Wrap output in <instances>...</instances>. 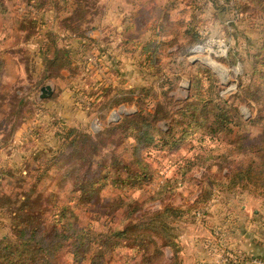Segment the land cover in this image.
I'll return each mask as SVG.
<instances>
[{
	"label": "rangeland",
	"instance_id": "374dc122",
	"mask_svg": "<svg viewBox=\"0 0 264 264\" xmlns=\"http://www.w3.org/2000/svg\"><path fill=\"white\" fill-rule=\"evenodd\" d=\"M7 1L12 4L17 0ZM83 1L85 7L80 8L86 9L85 14L100 12L95 0H80L79 4ZM167 1L156 0L165 7L164 3ZM169 1L175 3L172 15L174 23L170 22L168 29L172 41L162 49V54L155 56L157 61L152 68L145 56L138 52L128 56L119 53L120 41L112 39L111 34L100 40L93 38L105 51L104 56H101L99 48L94 44L82 47V42L86 44L89 40L76 33L79 42L75 38L65 37L56 42L63 59L54 64L48 73H43L41 70L46 57L41 49H44V43H32L31 25L27 24L22 28L18 22V13L13 7L4 17H0V51L4 52L1 58L5 62L0 81V239L5 235L13 236L11 210L3 206V203L12 204L15 195L20 198L30 194L33 208L28 211L35 212L41 205H51L52 194L65 199L71 195L69 180L63 179V174L55 169L34 187V153L41 150L46 153L59 147L61 138L56 132H64L60 122L96 132L105 125L122 120L125 115L119 121H113L115 111L123 109L131 114L142 105L151 112L158 109L159 126L166 129L169 124L172 125L177 120L180 122L182 113L179 109L191 91L193 78L204 69L215 77L216 89L212 87V90H219L228 104L233 108L237 107L239 111V115L234 118L236 125L233 131L218 138L203 137L197 132L177 147L163 151L153 150L149 160L155 171L154 178L142 185V188L129 187L123 190L111 185L105 186L88 206L79 204L75 207L81 224H90L100 230L104 224L110 225L111 219L115 223L121 218L123 225L132 220L148 221L155 213H163L165 208L172 206L182 212L179 213L180 216L166 213L163 219L175 228L173 232L178 235L185 262L186 253L182 243L199 236L204 217L203 209L196 203L204 185H200L197 179L202 177L207 181L212 175L214 176L211 178H219V170H216L218 167L232 168L240 161L247 163L251 159H255L256 163L263 161L262 152L256 151L251 156L243 152L247 151L246 147L251 143L257 148L264 141V73L253 74V55L262 43V26H252L247 19H243L237 28L234 17L222 12L213 16L210 1L209 6H206L204 0ZM195 5H203L204 10L194 8ZM78 14L79 17L85 15L83 11ZM9 17L18 18L15 20L16 24L5 22ZM210 17L217 21L213 22ZM76 25L78 24H72L74 29ZM192 27L199 33L197 40L188 32ZM21 29L25 31H20ZM78 29L79 27L76 31ZM164 31L162 34H165ZM150 34L151 37L152 33ZM72 36L74 37L73 34ZM150 37L144 35L142 41L146 42ZM74 41L76 44H73ZM65 44H68L72 55L65 54V48H62ZM199 46H203L205 51L198 52L196 49ZM79 48L80 54H77ZM89 55L95 59V63L89 61ZM48 57L52 60L55 58L54 55ZM209 58L218 65L211 64ZM67 61L68 67H63V63L66 64ZM258 66L262 68V63ZM226 74L230 78L229 83H225ZM96 82L103 84L107 91V96L100 100L95 95L92 96L91 89ZM210 83L209 79L203 77V87L211 89ZM46 84L53 87V93L48 98H41V87ZM130 89H134V92ZM124 97H127L126 101L116 103ZM141 97L144 98L143 101H138ZM111 103L114 105L108 107ZM104 141L107 144L106 151L117 147L116 152H120L123 157L128 159L130 156V153L124 152L128 138L123 139L121 135L114 134L106 136ZM243 146L244 149L240 152L239 148ZM210 147H218L214 154L217 165L212 170L205 171L196 166L191 174L182 178L179 176L178 180L187 178L184 186L166 192L160 199H151L165 177H174L176 162L184 165L187 159L204 154ZM128 210L133 211L132 219H125ZM155 233V239L160 244L162 238L159 233ZM127 242L129 246L122 242L119 248L108 255V264H133L137 261L138 257L132 259L136 252L131 249V242ZM172 255L171 248L163 247V255L153 261L155 264H170ZM89 262L87 257L80 264H90Z\"/></svg>",
	"mask_w": 264,
	"mask_h": 264
},
{
	"label": "trees",
	"instance_id": "16d2710c",
	"mask_svg": "<svg viewBox=\"0 0 264 264\" xmlns=\"http://www.w3.org/2000/svg\"><path fill=\"white\" fill-rule=\"evenodd\" d=\"M26 1L27 5L33 3L37 7H42L47 2V0ZM204 1L206 6L210 1L216 12L226 13L237 21L244 18L251 24L262 26L260 30L262 43L260 49L253 55L255 59L253 74L264 73V0ZM195 7L204 10L203 5H195ZM6 10L3 0H0V13H5ZM24 18L30 20L31 16L27 13L24 14ZM173 21L167 6L158 4L155 0H146L129 17L128 24L122 31L119 45L125 51L139 52L141 56H145L149 67L152 68L153 63L157 61L155 56L162 54V49L172 41L168 29L169 23ZM147 31H151L152 36L144 42L142 37ZM163 31L165 34H162ZM188 32L195 37V40L199 38V33L194 27L189 28ZM83 38L89 41L86 44L82 42V47L86 48L87 45L94 44L99 48L100 55L104 56L105 51L97 40ZM57 41L55 33L46 34L43 44V54L46 57L41 70L43 73H48L54 64L63 59V56H60L61 52L58 51ZM62 48H65L66 55H72L68 47ZM78 51L77 54H80V48ZM49 55H54L55 58L52 60L48 57ZM1 56L3 55H0V81L5 67ZM260 63L262 68L258 66ZM63 64V67H68V61ZM110 69L112 70V67ZM203 77L210 80L211 89L203 87ZM214 82L216 83L215 77L209 70L199 71L193 78L192 88L184 105L179 109L182 113L181 123L177 120L172 125L169 124L166 129L159 126L158 109L155 108L151 112L142 105L138 111L123 116L119 123L105 125L96 132L60 122L64 132H56L61 138L59 147L52 151L48 150L46 153L45 150L34 153L35 176L33 178L36 180L34 187L45 175L55 169L63 174V179L69 180L71 195L65 199L60 195L52 194L51 205H41L38 211L36 209L37 212L28 211L33 208L30 194L20 198L15 195L12 204L3 203V206L11 210L13 236L5 235L0 239V264H80L81 260L87 257L90 264H108V255L119 248L122 242L129 246L127 241L131 242L130 247L136 252L131 258L138 257L133 264H155L153 260L163 255V247H169L173 252L170 264H184L178 235L173 232L175 228L163 219L166 213L180 216L179 213L182 212L179 209L169 206L163 213H155L151 220H132L126 225H123L124 221L121 218L115 223L111 219L110 225L104 224L103 228L97 230L90 224H81L75 207L79 204L88 206L107 185L123 190L129 187L142 188V185L154 178L155 171L149 160L153 150L163 151L177 147L197 132H200L203 137L211 138L231 133L236 125L234 118L239 115V111L237 107L233 108L228 104V100L219 90H212L215 88ZM91 90L92 96L95 95L97 100L107 96V91L101 83L93 84ZM132 90L134 92V89H130ZM126 99L127 97H124L116 103L121 101V104ZM143 99L141 97L138 101ZM113 103L108 107L113 106ZM114 134L121 135L123 139L128 138L124 149L125 153H130L128 159L120 152H116L117 147L105 150L107 144L104 138ZM254 147L255 144L251 143L246 147L247 151H243L244 146L240 147L239 151L247 152L244 154L248 156L259 151L264 156V141L257 148ZM217 149L218 147H210L204 154H197L194 158L187 159L184 165L176 162L177 171L174 177H165L159 188L151 195V199H160L166 192L184 186L187 178L178 180L179 176L182 178L191 174L196 166L205 171L212 170L217 165L215 161L217 157L214 156ZM216 170H219V178H211L214 176L212 175L206 181L205 178L194 177L200 185H204L196 199V203L200 204L199 208L203 209V214L206 205L218 191H244L264 197V159L260 163H256L255 159L247 163L240 161L232 168L218 167ZM132 215L133 211L128 210L125 219L128 217L132 219ZM155 232L162 238L160 244L155 239ZM241 255L246 258L257 256L227 253L224 257L234 260Z\"/></svg>",
	"mask_w": 264,
	"mask_h": 264
},
{
	"label": "crops",
	"instance_id": "0c3cea01",
	"mask_svg": "<svg viewBox=\"0 0 264 264\" xmlns=\"http://www.w3.org/2000/svg\"><path fill=\"white\" fill-rule=\"evenodd\" d=\"M79 1L47 0L45 5L37 7L33 3L27 5L26 0H17L12 4L3 0L7 10L5 13H0V17H4L12 7L14 11L16 9L21 27L25 28L27 24H30L33 28V44L38 41L44 43L46 34L49 32L55 33L58 41L61 38L64 40L65 37L66 39L75 38L74 40L79 42L76 33L81 37L99 40L111 34L112 39L120 41L129 17L146 0H95L100 12L92 13L93 15L90 12L85 14L86 9L80 8L85 7V2L79 4ZM164 4L173 19L175 3L168 0ZM81 11L85 15L79 17L78 13ZM210 12L213 16L218 14L213 6ZM27 13L31 16L30 20L24 18V14ZM17 19L9 17L5 22L14 25ZM211 19L213 22L217 21L210 17ZM243 19L240 18L234 22L237 28L240 27ZM73 23L78 24L75 29L72 26ZM251 25L256 27V24ZM150 32L147 31L144 35L148 38L151 35ZM76 41L73 44H76ZM65 46L68 47V44ZM3 53L0 51V55ZM119 53L125 56L134 54L125 51L122 46ZM205 209L199 236L182 243L186 253L184 264H224L223 257L227 253H244L264 257V197L244 191H218Z\"/></svg>",
	"mask_w": 264,
	"mask_h": 264
},
{
	"label": "water",
	"instance_id": "95a60500",
	"mask_svg": "<svg viewBox=\"0 0 264 264\" xmlns=\"http://www.w3.org/2000/svg\"><path fill=\"white\" fill-rule=\"evenodd\" d=\"M205 62L209 64V62H207L206 60H205ZM219 69H221V67H219ZM229 82H230V78L226 74L225 75V83H229ZM52 93H53V87L50 84H46V85L41 87L40 97L41 98H48L49 96L52 95ZM129 113H130L129 111H125L123 109H120L118 112L115 111L113 113V115H114L113 121L117 122L122 118L123 115H127Z\"/></svg>",
	"mask_w": 264,
	"mask_h": 264
},
{
	"label": "built area",
	"instance_id": "2783aa9c",
	"mask_svg": "<svg viewBox=\"0 0 264 264\" xmlns=\"http://www.w3.org/2000/svg\"><path fill=\"white\" fill-rule=\"evenodd\" d=\"M89 61L95 63V59L89 55L88 57ZM223 263L224 264H264V258L252 256L249 258H246L245 256H240L237 259L230 260L228 257H223Z\"/></svg>",
	"mask_w": 264,
	"mask_h": 264
},
{
	"label": "bare ground",
	"instance_id": "6f19581e",
	"mask_svg": "<svg viewBox=\"0 0 264 264\" xmlns=\"http://www.w3.org/2000/svg\"><path fill=\"white\" fill-rule=\"evenodd\" d=\"M198 52H202L203 50L205 51V48L203 47V46H199V47H197V49H196ZM210 59V58H209ZM211 60V59H210ZM212 61V63L211 64H213L214 66L215 65H218V63L217 62H215V61H213V60H211Z\"/></svg>",
	"mask_w": 264,
	"mask_h": 264
}]
</instances>
